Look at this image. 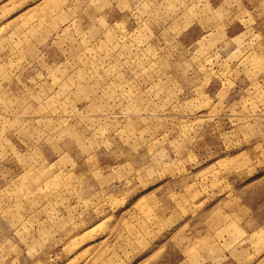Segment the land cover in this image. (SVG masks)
<instances>
[{"label": "rangeland", "instance_id": "374dc122", "mask_svg": "<svg viewBox=\"0 0 264 264\" xmlns=\"http://www.w3.org/2000/svg\"><path fill=\"white\" fill-rule=\"evenodd\" d=\"M0 264H264V0H0Z\"/></svg>", "mask_w": 264, "mask_h": 264}]
</instances>
